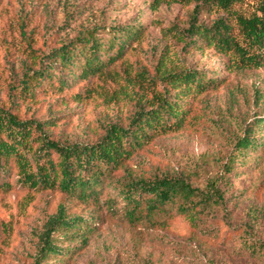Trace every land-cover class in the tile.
Masks as SVG:
<instances>
[{"label":"rangeland","instance_id":"obj_1","mask_svg":"<svg viewBox=\"0 0 264 264\" xmlns=\"http://www.w3.org/2000/svg\"><path fill=\"white\" fill-rule=\"evenodd\" d=\"M262 2L227 0L220 6L202 0H0V106L24 118L52 120L44 131L61 143H93L110 125L127 126L137 110L174 93L166 76L170 72L196 69L221 81L189 99L180 128L124 160L93 203L75 202L56 190H29L12 171L9 185H0V264H33L39 234L59 205L66 214L96 222L87 245L61 264H264V249L252 254L243 244L245 239L264 240V143L233 155L236 140L250 123L254 136L264 142V121H255L256 114L264 116L259 104L264 61L258 67L241 65L233 52L188 45L182 34L200 4L196 20L209 26L223 18L230 36L244 46L236 16L260 14ZM129 22L144 25L143 37L131 44L126 60L93 83L90 95L83 96L82 84L56 67L69 90L14 99V87L27 71L44 63L51 49L102 24ZM229 162L232 170L226 172ZM179 174L199 187L223 176V204L200 212L193 225L169 204L155 220L134 226L110 206L117 202L122 210L118 189L130 177ZM112 196L114 201L108 202Z\"/></svg>","mask_w":264,"mask_h":264},{"label":"trees","instance_id":"obj_2","mask_svg":"<svg viewBox=\"0 0 264 264\" xmlns=\"http://www.w3.org/2000/svg\"><path fill=\"white\" fill-rule=\"evenodd\" d=\"M202 1L227 5V0ZM200 8L199 4L193 9L194 14L182 31L188 45L200 49L214 46L221 53L233 52L241 65L261 66L264 61V0L259 7L260 14L251 18L236 16L244 46L230 36V26L223 18L214 20L209 26L196 20ZM144 31V25L137 22L102 24L62 42L46 54L39 68L25 73L20 86L14 87V99L69 90L61 73L76 84H82L85 88L83 96L90 95L93 83L114 71L117 63L126 60L131 44L143 37ZM56 67L61 73L54 71ZM166 76L176 88L174 93L159 97L156 105L150 108L137 110L127 126L110 125L100 139L89 144L61 143L44 131L52 120L24 118L0 106V185H9L8 176L14 171L18 175L16 181L29 190H56L75 202H95L110 175L124 160L156 137L180 128L190 108L189 99L221 83L217 76L196 69L170 72ZM74 96L82 99L80 92H75ZM259 100L264 108V96ZM255 118L256 124L264 121L263 114H256ZM262 143L254 136L250 123L243 136L236 140L233 155L260 147ZM231 170L229 162L225 171ZM220 178L223 176L210 178L199 187L180 174L130 177L118 189L124 201L122 210L118 209L117 202L110 206L116 209L117 217L134 226L143 220H155L163 210L167 211L169 204L193 225L199 220L200 212L223 204ZM107 199L111 202L115 197ZM91 224L96 222L81 214H66V208L59 205L39 234L33 264L66 261L87 245L94 230ZM71 240L78 244H66ZM243 244L252 254L264 249V240L245 239Z\"/></svg>","mask_w":264,"mask_h":264}]
</instances>
